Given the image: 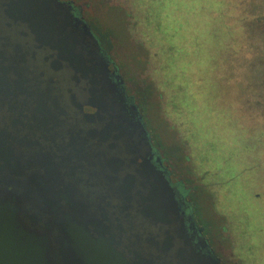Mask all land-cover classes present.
Returning a JSON list of instances; mask_svg holds the SVG:
<instances>
[{"label":"flooded vegetation","instance_id":"flooded-vegetation-1","mask_svg":"<svg viewBox=\"0 0 264 264\" xmlns=\"http://www.w3.org/2000/svg\"><path fill=\"white\" fill-rule=\"evenodd\" d=\"M91 1L56 0L55 6L51 0H0V24L3 17L4 25L22 27V35L31 33L32 3L44 4V22L51 17L54 29L47 34L44 27V38H36L37 47L50 52L53 75L67 68L84 83L86 98L75 94L73 103L79 112L88 113L83 116V132L56 138L52 134L59 126L50 113L57 110L48 98L40 99L42 112L36 119L28 122L16 114L17 89L28 83L24 73L13 69L16 64L8 60L0 37V184L14 187L36 181L37 174L48 169L44 150L55 159L50 156L55 176H69L66 165L54 157L56 144L88 139L95 150L92 162L76 163L75 188L62 187L57 206L63 205L62 210L44 219V231L57 233L59 248L70 246L60 251L63 263L79 264L78 258L82 264H244L235 255L233 234H224L228 227L223 225L216 233L207 218L202 194L206 184L196 177L190 163H180L183 155L175 153L174 144L151 129L153 95L166 102L168 97L156 87L157 82L154 90L146 81L138 84L133 77L136 70L129 72L116 62L109 34H102L94 22L97 12ZM92 33L101 45L106 68H92L100 53ZM22 111L28 113L25 107H20ZM29 142L44 146L35 158L34 172L20 155ZM159 176L167 184L161 185L164 181ZM12 191L0 196V204L12 201Z\"/></svg>","mask_w":264,"mask_h":264},{"label":"rangeland","instance_id":"rangeland-1","mask_svg":"<svg viewBox=\"0 0 264 264\" xmlns=\"http://www.w3.org/2000/svg\"><path fill=\"white\" fill-rule=\"evenodd\" d=\"M91 2L116 62L136 70L138 84L154 90L157 82L168 97L153 95L151 129L206 184L204 209L214 230L228 227L224 234H233L244 264H264V0ZM19 35L13 30L20 49L12 55L32 50L22 65L35 66L56 99L61 77L41 75L48 54Z\"/></svg>","mask_w":264,"mask_h":264},{"label":"water","instance_id":"water-1","mask_svg":"<svg viewBox=\"0 0 264 264\" xmlns=\"http://www.w3.org/2000/svg\"><path fill=\"white\" fill-rule=\"evenodd\" d=\"M22 2H24V0H22ZM52 3H54L55 6L57 5L56 0H51V4ZM17 5L21 7L19 6V2ZM31 7L33 20L32 26H30L31 33H24V35H22V27L18 25H4L3 17H1L0 24L1 44L3 47L7 48L8 60H12L14 62L13 64H16V66H13L16 72L26 75V83H28L26 87L20 85L17 89L16 114H22V116L28 119V122L31 121L32 118L36 119L38 112H42V109L39 111L38 105L40 99L46 97L57 110L54 113H50V117H53L55 125L59 126L53 131L52 135L54 138H56V135L64 136L70 133L74 135L76 134L75 132H83V130H85L83 116H87L88 113H83L82 109L80 112L78 111L73 103V95L76 94L78 99L86 98L85 92L87 87H85L84 83L67 68L53 75L52 58L50 57V52L46 53L48 56H44L43 65L46 73L44 71L41 75L45 76V74H51V81H53L52 76H60L61 85L63 86L59 96H57L56 99H52L50 89L42 87V84L45 86L46 82L44 81V83H41L40 80H38V75H36L34 71L35 66H25L32 56V50L22 52L19 55H12L20 49V44L15 46V44L12 43L13 30L14 32H20L18 39H22L21 41L24 40L23 38L28 39L31 46L37 49V51H35L36 53L45 54L40 47H37L38 43L36 38L37 36L44 38V27H46L47 34L50 33V29H54V27H52V18L48 16L49 18L44 22V4L42 6H36L33 2ZM66 14L69 17L72 16L69 12H66ZM91 36L95 40L94 45L97 48L96 50L100 51V53L97 54L98 63L93 64L92 68H106L104 66H108L106 64L107 60L101 53V45L93 33ZM26 47L29 49L30 45L28 44ZM93 73H95V71H93ZM96 79L98 80L97 77H95V80ZM101 79H104L103 75ZM102 83L105 86V82L103 81ZM66 86L69 87L67 88ZM20 107H25L28 113L24 114L23 111L19 112ZM18 123L17 121V124ZM56 146L58 149L54 151V157L58 158L61 164L66 165L67 169L65 173L69 176H55L57 175L56 171L51 168L55 165V162L50 159L53 155L44 150L43 144L29 142L28 145L23 147L24 149L20 151L24 163H27L31 168L28 170L30 172L36 171L37 160L35 158H37L39 154L41 156L43 150L44 167L48 169H44V174L39 172L40 174H37L38 179L33 181L30 185L18 183L14 187H8L0 184L1 197L8 196V192L11 191V189L13 190L12 201L0 204V264H66L61 261L60 251L66 252L70 246L66 243L63 248H59L56 240L57 233L55 234L53 232L52 234L50 229L44 231V219L47 217L52 219L54 215H57L58 212L62 210L63 205L61 208L57 207L60 205L61 200L60 189L62 187H67L70 190L75 188L77 172L76 163L84 160L92 162V157L90 158V156L93 155L95 150H93V146L88 139L79 140V138H77L72 145L62 143L59 145L56 144ZM122 146L127 147L128 145L123 144ZM122 151L125 150L122 149ZM99 153L100 152L97 153V156L101 155ZM46 157L48 159H46ZM159 178L164 181L161 185L167 184L165 178L160 176ZM69 195L73 194L70 192ZM76 260L79 264H82L78 258H76Z\"/></svg>","mask_w":264,"mask_h":264},{"label":"trees","instance_id":"trees-1","mask_svg":"<svg viewBox=\"0 0 264 264\" xmlns=\"http://www.w3.org/2000/svg\"><path fill=\"white\" fill-rule=\"evenodd\" d=\"M263 50H264V47H263Z\"/></svg>","mask_w":264,"mask_h":264}]
</instances>
